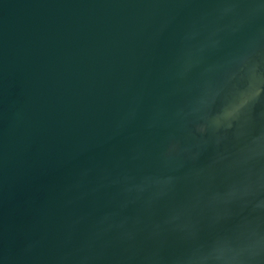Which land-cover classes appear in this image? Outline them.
<instances>
[{"label":"water","instance_id":"1","mask_svg":"<svg viewBox=\"0 0 264 264\" xmlns=\"http://www.w3.org/2000/svg\"><path fill=\"white\" fill-rule=\"evenodd\" d=\"M0 264H264V0H0Z\"/></svg>","mask_w":264,"mask_h":264}]
</instances>
